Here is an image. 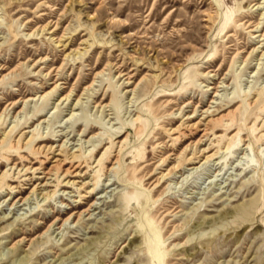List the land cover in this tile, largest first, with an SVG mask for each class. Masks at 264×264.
Masks as SVG:
<instances>
[{
	"label": "rangeland",
	"instance_id": "374dc122",
	"mask_svg": "<svg viewBox=\"0 0 264 264\" xmlns=\"http://www.w3.org/2000/svg\"><path fill=\"white\" fill-rule=\"evenodd\" d=\"M1 139L0 264H264V0H0Z\"/></svg>",
	"mask_w": 264,
	"mask_h": 264
},
{
	"label": "bare ground",
	"instance_id": "6f19581e",
	"mask_svg": "<svg viewBox=\"0 0 264 264\" xmlns=\"http://www.w3.org/2000/svg\"><path fill=\"white\" fill-rule=\"evenodd\" d=\"M254 103V102H253ZM219 119H220V117H219ZM260 122V121H259ZM206 132V131H205ZM5 134V133H4ZM31 140V139H34L33 138V135L31 134L30 135V137L28 138V140ZM27 140V141H28ZM0 142H2V139L0 140ZM63 147H65V145L64 146H61L60 148H59V150H62L63 149ZM52 148V146L50 147V149ZM208 148V147H207ZM56 149V148H55ZM73 151V150H72ZM202 152H204V151H206V148L205 149H202L201 150ZM60 152V151H59ZM73 156H75V155H72V157ZM55 157V156H54ZM117 159V158H116ZM206 160H207V157L205 158ZM53 162H55L54 164H52L51 165V167L50 168H48V170H46V171H43L42 172V174H43V176L42 177H40L42 180H43V183L41 184V182H42V180H41V182H39V183H37L36 185H34L33 186V188L31 189V191L32 192H35V191H39V193L40 194H42V198L43 199H46L48 196H49V192L48 191H46V186L48 185V180L50 179V175H52L51 174V172H52V167L53 166H57L58 164H59V160L58 159H55ZM115 162V161H114ZM30 169H32V171H36L37 169L36 168H33L32 166H30V167H26L24 170H30ZM21 172V171H20ZM74 173L75 172V174L74 175H76L77 173H78V171H76L75 169H72V170H70L69 171V168H66L65 170H63V174H62V177L64 176V175H66V174H68V173ZM66 179V178H65ZM67 180V179H66ZM89 180V179H88ZM50 181V180H49ZM58 182V181H57ZM66 183H70L69 182V180H67L66 181ZM72 183V182H71ZM92 188V187H91Z\"/></svg>",
	"mask_w": 264,
	"mask_h": 264
}]
</instances>
